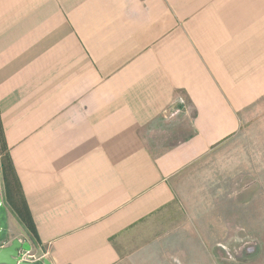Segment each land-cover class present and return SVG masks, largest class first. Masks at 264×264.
Listing matches in <instances>:
<instances>
[{"label": "crops", "instance_id": "obj_1", "mask_svg": "<svg viewBox=\"0 0 264 264\" xmlns=\"http://www.w3.org/2000/svg\"><path fill=\"white\" fill-rule=\"evenodd\" d=\"M263 99L264 0H0V122L51 264H123Z\"/></svg>", "mask_w": 264, "mask_h": 264}, {"label": "rangeland", "instance_id": "obj_2", "mask_svg": "<svg viewBox=\"0 0 264 264\" xmlns=\"http://www.w3.org/2000/svg\"><path fill=\"white\" fill-rule=\"evenodd\" d=\"M238 130L171 181L173 202L117 242L123 264H264V99L241 114ZM1 234L23 254H40L7 206Z\"/></svg>", "mask_w": 264, "mask_h": 264}, {"label": "trees", "instance_id": "obj_3", "mask_svg": "<svg viewBox=\"0 0 264 264\" xmlns=\"http://www.w3.org/2000/svg\"><path fill=\"white\" fill-rule=\"evenodd\" d=\"M0 180L3 197L7 206L21 221V226L31 235L34 234L33 223L27 208L21 186L12 165L9 150L4 138L0 122ZM0 242H4V236L0 235Z\"/></svg>", "mask_w": 264, "mask_h": 264}, {"label": "water", "instance_id": "obj_4", "mask_svg": "<svg viewBox=\"0 0 264 264\" xmlns=\"http://www.w3.org/2000/svg\"><path fill=\"white\" fill-rule=\"evenodd\" d=\"M2 205L1 193H0V207ZM1 234V224H0ZM22 250V243L15 239L9 246L0 247V264H51L47 259L41 261H33L31 259L25 261H18L20 252Z\"/></svg>", "mask_w": 264, "mask_h": 264}, {"label": "built area", "instance_id": "obj_5", "mask_svg": "<svg viewBox=\"0 0 264 264\" xmlns=\"http://www.w3.org/2000/svg\"><path fill=\"white\" fill-rule=\"evenodd\" d=\"M185 109V100L181 97H178L175 99V101L173 102V104L170 107V113L171 114H181ZM31 259L33 261H41L40 258L35 259L34 256H29V254H23L22 252H20V256L18 258V261H25Z\"/></svg>", "mask_w": 264, "mask_h": 264}]
</instances>
